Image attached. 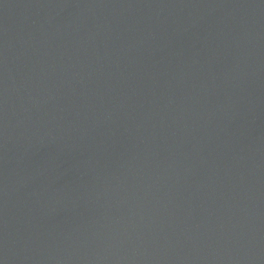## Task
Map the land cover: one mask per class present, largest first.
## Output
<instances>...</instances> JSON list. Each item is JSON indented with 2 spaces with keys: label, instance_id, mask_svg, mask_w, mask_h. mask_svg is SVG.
<instances>
[{
  "label": "water",
  "instance_id": "95a60500",
  "mask_svg": "<svg viewBox=\"0 0 264 264\" xmlns=\"http://www.w3.org/2000/svg\"><path fill=\"white\" fill-rule=\"evenodd\" d=\"M0 264H264V0H0Z\"/></svg>",
  "mask_w": 264,
  "mask_h": 264
}]
</instances>
